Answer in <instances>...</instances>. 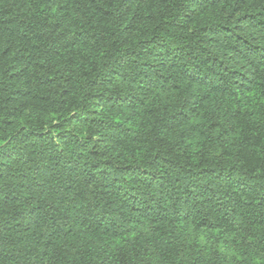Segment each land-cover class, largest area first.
<instances>
[{
	"label": "trees",
	"instance_id": "1",
	"mask_svg": "<svg viewBox=\"0 0 264 264\" xmlns=\"http://www.w3.org/2000/svg\"><path fill=\"white\" fill-rule=\"evenodd\" d=\"M0 264H264V0H0Z\"/></svg>",
	"mask_w": 264,
	"mask_h": 264
}]
</instances>
